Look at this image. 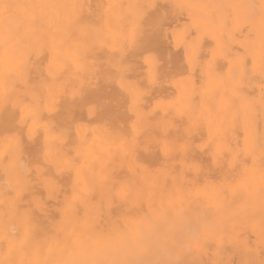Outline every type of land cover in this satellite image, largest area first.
I'll return each mask as SVG.
<instances>
[{"label":"snow or ice","instance_id":"6c2138e0","mask_svg":"<svg viewBox=\"0 0 264 264\" xmlns=\"http://www.w3.org/2000/svg\"><path fill=\"white\" fill-rule=\"evenodd\" d=\"M17 7L0 28V111L17 114L0 264H264V0ZM101 79L123 115L77 107Z\"/></svg>","mask_w":264,"mask_h":264},{"label":"bare ground","instance_id":"6f19581e","mask_svg":"<svg viewBox=\"0 0 264 264\" xmlns=\"http://www.w3.org/2000/svg\"><path fill=\"white\" fill-rule=\"evenodd\" d=\"M35 2H38V0H5V3L8 4V8L6 12H0V28H2L5 18L15 20H22L24 18L22 9L18 8L17 5ZM46 2H53V0H46ZM92 2L95 4L96 0H92ZM159 51L160 56L163 58L166 52V46L162 44ZM46 56L47 53H45V57ZM121 97L122 93L119 92V89L114 84H107L103 79H101L97 88L89 90L84 100L77 102V107L79 108L86 104H95L108 114L115 115L119 112L121 115H123L121 110L125 107L127 100L126 98L122 99ZM77 115H81V113L78 111ZM16 119L17 114L11 109H4L3 111H0V130H3L5 126H10L13 128L16 127ZM21 134H24L23 129H21ZM255 239L256 237L252 233H248V240L250 244H252ZM211 247H214V244L210 245V248ZM225 247L228 252L232 251L230 245H225ZM240 259L241 256L239 254L233 255V264H237ZM208 260L209 256L201 254L199 257H197L195 253H187L181 258V264H198V261L207 262Z\"/></svg>","mask_w":264,"mask_h":264}]
</instances>
